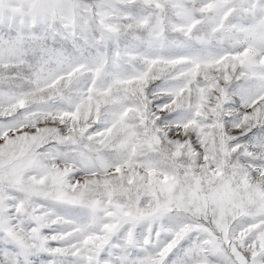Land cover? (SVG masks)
Returning <instances> with one entry per match:
<instances>
[{"label":"snow or ice","instance_id":"6c2138e0","mask_svg":"<svg viewBox=\"0 0 264 264\" xmlns=\"http://www.w3.org/2000/svg\"><path fill=\"white\" fill-rule=\"evenodd\" d=\"M0 264H264V0H0Z\"/></svg>","mask_w":264,"mask_h":264}]
</instances>
